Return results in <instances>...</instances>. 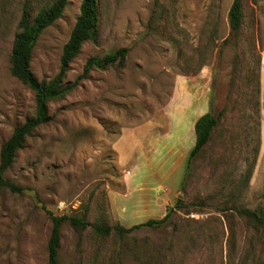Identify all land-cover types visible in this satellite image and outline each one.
I'll return each mask as SVG.
<instances>
[{"label": "rangeland", "instance_id": "obj_1", "mask_svg": "<svg viewBox=\"0 0 264 264\" xmlns=\"http://www.w3.org/2000/svg\"><path fill=\"white\" fill-rule=\"evenodd\" d=\"M34 14L52 0H28ZM23 0H0V147L35 113L31 88L11 73ZM233 0H98V44L83 42L66 82L86 60L127 47L124 66L92 69L48 102L51 120L25 138L0 187V264H47L54 215L86 214L85 228L60 227L58 264H264V0H241L243 24L230 36ZM81 0L39 35L30 68L49 80ZM218 116L187 167L194 121ZM97 234L92 225L129 227Z\"/></svg>", "mask_w": 264, "mask_h": 264}, {"label": "trees", "instance_id": "obj_2", "mask_svg": "<svg viewBox=\"0 0 264 264\" xmlns=\"http://www.w3.org/2000/svg\"><path fill=\"white\" fill-rule=\"evenodd\" d=\"M67 0H52L49 4L42 6L34 16L30 14L28 0H23L18 20V30L14 34L10 53L11 73L21 82L31 88L35 95V113L21 124L16 125L9 138L0 147V187H5L11 192H22L23 187L4 177V172L13 163L16 151L22 147L25 138L39 125L51 120L48 113V102L60 99L71 92L79 82L84 79L92 69L105 70L111 66L122 67L125 64L128 48L119 47L109 51L102 56L88 58L79 74L72 82H66V72L71 60L79 52L83 42L90 40L98 44L99 5L98 0H81L78 16L70 31L69 37L62 47L60 66L56 75L49 79H38L30 68L33 47L42 31L51 25L63 12ZM228 23L230 36L236 37L243 24L242 2L233 0L228 11ZM218 116L206 112L199 116L194 122L195 142L189 151L187 167L191 158L196 155L204 145L207 144ZM181 199H177L175 205L167 208V212L160 219L149 218L144 222L124 227L121 224L92 225V229L100 235H108L114 230L119 235L130 232L133 229L149 226L158 227L170 217L171 212L177 208ZM243 214L259 224H264V214L257 210L244 208ZM51 218V231L47 243V264H58V248L60 245V227L63 222L68 221L73 227L85 228L88 223L86 214L54 215L47 211Z\"/></svg>", "mask_w": 264, "mask_h": 264}, {"label": "crops", "instance_id": "obj_3", "mask_svg": "<svg viewBox=\"0 0 264 264\" xmlns=\"http://www.w3.org/2000/svg\"><path fill=\"white\" fill-rule=\"evenodd\" d=\"M195 122V121H194ZM193 122V123H194ZM261 136L263 137V139H264V129L262 128V130H261Z\"/></svg>", "mask_w": 264, "mask_h": 264}]
</instances>
